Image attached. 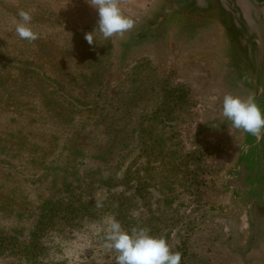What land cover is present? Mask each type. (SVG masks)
I'll use <instances>...</instances> for the list:
<instances>
[{"label":"rangeland","instance_id":"obj_1","mask_svg":"<svg viewBox=\"0 0 264 264\" xmlns=\"http://www.w3.org/2000/svg\"><path fill=\"white\" fill-rule=\"evenodd\" d=\"M119 5L134 27L90 45L88 0H0V264H114L109 218L184 264H264V134L222 115L225 94L264 110V49L256 73L213 13ZM21 10L38 39L16 34ZM170 88L186 103L166 105ZM52 197L65 210L38 229Z\"/></svg>","mask_w":264,"mask_h":264},{"label":"clouds","instance_id":"obj_2","mask_svg":"<svg viewBox=\"0 0 264 264\" xmlns=\"http://www.w3.org/2000/svg\"><path fill=\"white\" fill-rule=\"evenodd\" d=\"M97 11L98 28L85 34V40L95 43L92 33L99 31L105 39L122 35L134 27L135 21L126 16L119 0H88ZM15 31L18 37L29 42L38 39V33L31 27L32 14L21 10ZM222 115L232 127L259 138L264 134V110L257 104L254 96L242 98L225 94L222 100ZM104 247L115 252L114 264H181L180 252H173L167 240L152 235L144 227L125 230L115 218H109L104 228Z\"/></svg>","mask_w":264,"mask_h":264},{"label":"water","instance_id":"obj_3","mask_svg":"<svg viewBox=\"0 0 264 264\" xmlns=\"http://www.w3.org/2000/svg\"><path fill=\"white\" fill-rule=\"evenodd\" d=\"M168 3L170 10L191 21L215 14L240 54L258 72L259 55L264 49V0H168Z\"/></svg>","mask_w":264,"mask_h":264},{"label":"trees","instance_id":"obj_4","mask_svg":"<svg viewBox=\"0 0 264 264\" xmlns=\"http://www.w3.org/2000/svg\"><path fill=\"white\" fill-rule=\"evenodd\" d=\"M164 97L166 101L164 102L166 105L173 107H180L182 104L186 103L187 101V93L185 90L179 88H170L168 90H164ZM158 116V114H157ZM144 129L141 128L138 132V139L141 143L143 139V132ZM141 139V140H140ZM68 191V188H67ZM66 193V192H65ZM71 199V195L68 193L67 201ZM62 197H52L50 199L44 200L39 208L37 209V219H36V226L37 228H48L52 225L57 218V215L62 211L65 210V205L67 201ZM3 240L0 237V241ZM181 264H184L181 260Z\"/></svg>","mask_w":264,"mask_h":264}]
</instances>
